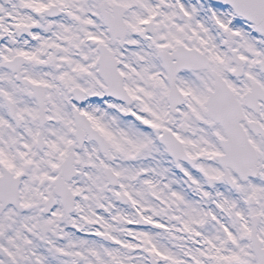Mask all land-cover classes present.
<instances>
[{"label": "snow or ice", "instance_id": "6c2138e0", "mask_svg": "<svg viewBox=\"0 0 264 264\" xmlns=\"http://www.w3.org/2000/svg\"><path fill=\"white\" fill-rule=\"evenodd\" d=\"M0 264H264V0H0Z\"/></svg>", "mask_w": 264, "mask_h": 264}]
</instances>
